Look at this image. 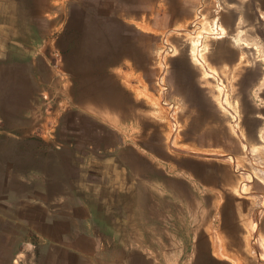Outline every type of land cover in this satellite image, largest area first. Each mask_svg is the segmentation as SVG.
<instances>
[{
  "label": "rangeland",
  "instance_id": "obj_1",
  "mask_svg": "<svg viewBox=\"0 0 264 264\" xmlns=\"http://www.w3.org/2000/svg\"><path fill=\"white\" fill-rule=\"evenodd\" d=\"M44 1L0 0V226L79 248L0 264H264V0Z\"/></svg>",
  "mask_w": 264,
  "mask_h": 264
},
{
  "label": "crops",
  "instance_id": "obj_2",
  "mask_svg": "<svg viewBox=\"0 0 264 264\" xmlns=\"http://www.w3.org/2000/svg\"><path fill=\"white\" fill-rule=\"evenodd\" d=\"M53 1H57V0H45L44 1V4L42 6H40L42 14H40L39 16L38 15L35 17H34V15L28 16V18L33 22L32 24L36 25L37 27L41 26L40 18L44 14L46 15L48 12H51L53 10V8H54V6H52ZM124 22L126 24H130V20H127V19L126 20L124 19ZM44 23H46V22L44 21L42 24H44ZM42 36H43V34L41 32L36 37H31L29 35L28 36L27 35L22 36V43L23 44H32V43L39 42L40 39L42 38ZM4 184H5V186H7V183H4ZM47 185H48L47 183L44 185L45 189H47ZM21 201H23V202H21ZM25 202H26V200L24 201L23 196H21V192L16 191L15 189H12V188L5 189V191H3V196L0 197V223L13 224L12 222H14L15 220H21L22 216H21V214H19V212L17 210H18V207L20 205L26 204ZM16 215H17V217H16ZM44 222H47L46 224H44V227H46V226L48 227L47 231L40 230L41 224L39 223L38 220H31L30 218H24V219H22V225H19V226L16 225L18 228H13L12 230H9V229L3 230L5 228H2L0 226V234L13 235V236L16 235L17 237L20 238V235L25 236L26 233L28 232V230H30L33 234H36L37 236H40V237L43 233H45L46 238L43 240L44 244H49L50 247H51V245L58 244L56 242H57V236H59V237H63L59 243L60 245H65L64 242H66V244H67L66 248H70L73 251L78 250L79 247L75 248L73 246V244L70 243V241H72V240H71V238H69L68 234L70 232H69L68 228H64V227H62V225H59V227H58L57 222L56 221H50L49 218L43 219L42 223H44ZM15 224H17V223H15ZM13 226H15V225L13 224ZM20 226L23 228L21 229ZM60 228H64L65 230H62ZM18 230H20V231H18ZM48 240H49V242L47 243ZM83 240H86V239H83ZM29 243H31V242L29 241ZM25 244H27V239L25 241ZM17 250L20 252L23 249L20 250V248L18 247Z\"/></svg>",
  "mask_w": 264,
  "mask_h": 264
},
{
  "label": "bare ground",
  "instance_id": "obj_3",
  "mask_svg": "<svg viewBox=\"0 0 264 264\" xmlns=\"http://www.w3.org/2000/svg\"><path fill=\"white\" fill-rule=\"evenodd\" d=\"M220 30V33L224 34L225 33V30L223 27H220L219 28ZM199 38L198 37H194L190 40L191 42V50H190V55L196 59V61H199V62H202L201 59H200V52H199V49H198V45H199Z\"/></svg>",
  "mask_w": 264,
  "mask_h": 264
},
{
  "label": "built area",
  "instance_id": "obj_4",
  "mask_svg": "<svg viewBox=\"0 0 264 264\" xmlns=\"http://www.w3.org/2000/svg\"><path fill=\"white\" fill-rule=\"evenodd\" d=\"M166 87H164V90H165Z\"/></svg>",
  "mask_w": 264,
  "mask_h": 264
},
{
  "label": "trees",
  "instance_id": "obj_5",
  "mask_svg": "<svg viewBox=\"0 0 264 264\" xmlns=\"http://www.w3.org/2000/svg\"><path fill=\"white\" fill-rule=\"evenodd\" d=\"M72 18V17H71Z\"/></svg>",
  "mask_w": 264,
  "mask_h": 264
}]
</instances>
